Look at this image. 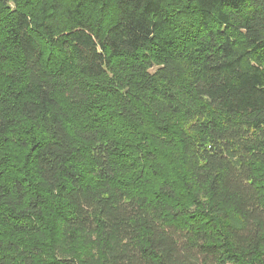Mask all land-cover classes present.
I'll return each instance as SVG.
<instances>
[{"label":"trees","instance_id":"trees-1","mask_svg":"<svg viewBox=\"0 0 264 264\" xmlns=\"http://www.w3.org/2000/svg\"><path fill=\"white\" fill-rule=\"evenodd\" d=\"M0 264H264V0H0Z\"/></svg>","mask_w":264,"mask_h":264}]
</instances>
